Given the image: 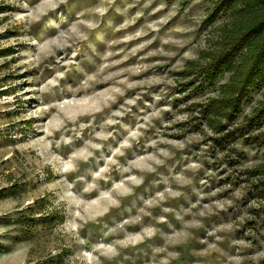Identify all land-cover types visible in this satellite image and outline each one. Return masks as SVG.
<instances>
[{
  "label": "rangeland",
  "instance_id": "1",
  "mask_svg": "<svg viewBox=\"0 0 264 264\" xmlns=\"http://www.w3.org/2000/svg\"><path fill=\"white\" fill-rule=\"evenodd\" d=\"M222 2L0 0V264H264V75L222 107L264 20L230 49Z\"/></svg>",
  "mask_w": 264,
  "mask_h": 264
},
{
  "label": "trees",
  "instance_id": "2",
  "mask_svg": "<svg viewBox=\"0 0 264 264\" xmlns=\"http://www.w3.org/2000/svg\"><path fill=\"white\" fill-rule=\"evenodd\" d=\"M219 2H222L223 4L226 2V4H224L225 8H220V11L230 10L231 6H233L236 2L241 3L242 6L245 7V11L250 16V18L245 17L244 21L238 26V34L235 41L230 46L231 49L235 45V43H240L243 41L241 39V36L243 34L248 35L246 33H249L250 31H252V29L258 27V23L264 20V0H219ZM231 11L234 12L233 14L243 13V11L238 10V8H232ZM252 17H255L257 20L252 22ZM261 28H263L261 29V31L251 34L246 38V40H244V42H242L243 47L246 48L251 44L254 48L258 47L257 52L259 51L261 52V54L259 55L255 50V53L251 57L253 58V60L250 62V65L248 69H246L245 74H243V76L241 77L240 83H237V85L235 86H231L232 91H234L233 98L235 101L229 106H225L227 104L222 105V107L224 106V114L226 117L233 116L234 112H238V106L241 103L242 99L246 96L248 89L251 87V85H254L255 82L257 83L260 79H262L264 75V26ZM248 51L251 55L253 50L249 49ZM231 59L232 58H230L229 56L226 57L222 65L224 66L226 63H229Z\"/></svg>",
  "mask_w": 264,
  "mask_h": 264
}]
</instances>
